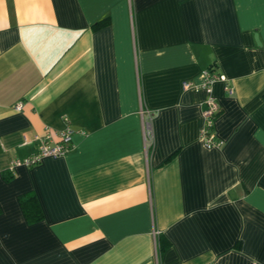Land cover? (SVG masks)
<instances>
[{"label": "crops", "instance_id": "crops-1", "mask_svg": "<svg viewBox=\"0 0 264 264\" xmlns=\"http://www.w3.org/2000/svg\"><path fill=\"white\" fill-rule=\"evenodd\" d=\"M0 264H264V0H0Z\"/></svg>", "mask_w": 264, "mask_h": 264}, {"label": "built area", "instance_id": "built-area-1", "mask_svg": "<svg viewBox=\"0 0 264 264\" xmlns=\"http://www.w3.org/2000/svg\"><path fill=\"white\" fill-rule=\"evenodd\" d=\"M217 80L225 82L224 89L226 92H233V88L226 81L225 76L223 74L213 72L211 69H207L203 72L202 80L199 83H195L191 80H184L182 82V87L184 89H201L206 93L202 108L203 123L199 129V134L205 143L210 146L219 145L221 143L216 137V133L213 128L214 120L220 107L218 101L212 94V84ZM17 107L20 108L21 104H18ZM65 122L66 125L60 130H52L49 126H46L43 133H36L32 139V142H36L38 144L36 150L24 158L13 159L10 164V169L18 165L29 166L36 164L46 156L57 157L66 154L72 148V134L74 130L67 118H65ZM143 134L145 143L151 141L153 133L150 117L143 120ZM54 136L58 137V140L52 141Z\"/></svg>", "mask_w": 264, "mask_h": 264}, {"label": "trees", "instance_id": "trees-1", "mask_svg": "<svg viewBox=\"0 0 264 264\" xmlns=\"http://www.w3.org/2000/svg\"><path fill=\"white\" fill-rule=\"evenodd\" d=\"M109 23V19L107 17L98 20L92 25V28L98 29L105 24ZM4 174L5 179H10L12 176L10 174ZM20 207L22 209L23 215L28 223H34L43 218V212L40 207V204L37 200L36 195L33 192H25L19 195L18 197Z\"/></svg>", "mask_w": 264, "mask_h": 264}]
</instances>
